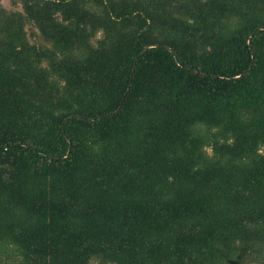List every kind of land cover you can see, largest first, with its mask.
<instances>
[{
  "label": "trees",
  "instance_id": "16d2710c",
  "mask_svg": "<svg viewBox=\"0 0 264 264\" xmlns=\"http://www.w3.org/2000/svg\"><path fill=\"white\" fill-rule=\"evenodd\" d=\"M13 3L0 264L264 262V0Z\"/></svg>",
  "mask_w": 264,
  "mask_h": 264
},
{
  "label": "rangeland",
  "instance_id": "374dc122",
  "mask_svg": "<svg viewBox=\"0 0 264 264\" xmlns=\"http://www.w3.org/2000/svg\"><path fill=\"white\" fill-rule=\"evenodd\" d=\"M0 3L2 4V6L6 10H10V9H12V10H21L20 3L14 4L13 3V0H0ZM25 29H26L27 36H28L29 41L31 43L33 42L35 44L40 45L39 43H41L42 41H41V38L39 37V34H38L37 29H35V28L32 29V26H30V25H26V28ZM31 31L34 33L33 35H30V32ZM100 34H101V32H98L97 33V36H100ZM203 149H204V151H203L204 153L211 154V148H210V146H205V147H203ZM7 253H8L7 251L6 252H3L1 254V257H4L5 255L7 256L8 255ZM0 263H2V260H0ZM242 263L243 264H264L263 261L262 262H260V261H254V260L252 261V258H248L247 256H245V258H244V260H243ZM89 264H95V262L94 261H90Z\"/></svg>",
  "mask_w": 264,
  "mask_h": 264
}]
</instances>
